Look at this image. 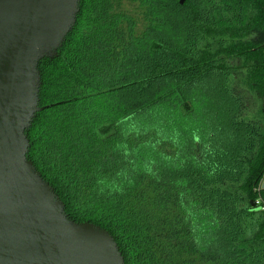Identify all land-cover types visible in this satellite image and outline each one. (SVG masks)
<instances>
[{
    "label": "trees",
    "instance_id": "obj_1",
    "mask_svg": "<svg viewBox=\"0 0 264 264\" xmlns=\"http://www.w3.org/2000/svg\"><path fill=\"white\" fill-rule=\"evenodd\" d=\"M179 1L79 0L26 157L124 264H264V0Z\"/></svg>",
    "mask_w": 264,
    "mask_h": 264
},
{
    "label": "water",
    "instance_id": "obj_2",
    "mask_svg": "<svg viewBox=\"0 0 264 264\" xmlns=\"http://www.w3.org/2000/svg\"><path fill=\"white\" fill-rule=\"evenodd\" d=\"M78 11L79 0H0V264H124L107 231L66 216L26 157L38 64L55 57Z\"/></svg>",
    "mask_w": 264,
    "mask_h": 264
},
{
    "label": "bare ground",
    "instance_id": "obj_3",
    "mask_svg": "<svg viewBox=\"0 0 264 264\" xmlns=\"http://www.w3.org/2000/svg\"><path fill=\"white\" fill-rule=\"evenodd\" d=\"M262 184V183H261Z\"/></svg>",
    "mask_w": 264,
    "mask_h": 264
}]
</instances>
